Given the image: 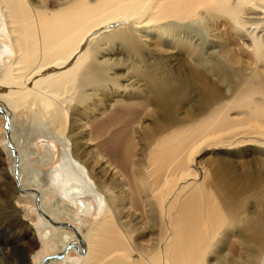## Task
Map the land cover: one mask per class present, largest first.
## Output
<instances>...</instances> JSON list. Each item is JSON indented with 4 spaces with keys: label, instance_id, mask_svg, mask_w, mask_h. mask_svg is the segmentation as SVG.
<instances>
[{
    "label": "bare ground",
    "instance_id": "bare-ground-1",
    "mask_svg": "<svg viewBox=\"0 0 264 264\" xmlns=\"http://www.w3.org/2000/svg\"><path fill=\"white\" fill-rule=\"evenodd\" d=\"M196 20L213 21L216 29L224 25L257 67L236 74L226 90L202 76L210 108L185 125L160 123L147 138L144 159L133 134L150 99L91 102L88 90L115 83L116 69L129 60L117 59L108 45L127 42L138 55L144 47L139 37L156 35L157 42L175 48L168 31ZM182 38L181 50L198 53L205 68L203 46L197 50L199 44ZM1 47L0 119L7 117L12 165L6 172L14 181L3 203L7 219L17 203H29L21 222L38 217L45 243L60 235L40 264H73L70 252L80 255L74 264H261L264 242L260 250L250 245L243 233L248 229L232 217L249 209L236 200L251 187L257 164L248 159L243 175L236 168L221 170V153L264 149V0H0ZM210 70L218 79L227 76ZM91 103L96 105L82 125L69 121L70 112ZM38 139L54 149L47 144L40 152L33 145ZM208 149L219 156L211 174L197 160ZM56 150L62 159L51 168ZM31 228L23 231L35 242L38 230ZM262 231L259 241L264 226Z\"/></svg>",
    "mask_w": 264,
    "mask_h": 264
},
{
    "label": "rangeland",
    "instance_id": "rangeland-1",
    "mask_svg": "<svg viewBox=\"0 0 264 264\" xmlns=\"http://www.w3.org/2000/svg\"><path fill=\"white\" fill-rule=\"evenodd\" d=\"M205 21H207L206 17ZM185 25L186 24L176 26L168 31L170 38L171 35L172 38L174 36L173 41L175 44L178 43L175 48L172 45H163L157 42L156 35H147L144 38L141 36L139 37V41L144 42V47L138 55L130 52L133 50L130 43L120 42L115 45H108L107 51L110 54L113 55L114 53L117 59L119 57L123 58L124 55V57L129 60L126 62L124 61L125 66L116 69L115 73H117L119 78L114 79L115 83L98 84L96 87H92V90H88V92H91L89 99H93V101L90 100L91 102L96 101V99L98 101L99 99H103V102L106 103L107 99H115L116 97L122 99H150L149 106L143 111L141 117L142 123L139 121L136 128L138 131L133 134L138 142L137 151L139 156H142L144 159L146 156L144 150L148 148L146 142L147 138L150 133L156 130V127L160 123H169L171 120L174 126L185 125L203 116L205 111L210 108V101H206L207 89L203 83L202 76L207 77L218 86H221L223 90H226L227 85L230 86L236 81V74L242 75L244 71H250V67H257L253 59L240 50L237 39H234L233 36L228 34L226 29H223L224 25L216 29L213 21L204 22L201 20L192 22L190 27H186ZM185 34L189 36L191 45L194 46L196 43L199 44L197 50H200V46H203L200 51L202 52L200 56H204L205 54L203 58L204 62H207L204 63L206 64L205 68H203V64H200L201 57L199 58L198 53L192 52V55H189L186 50H181V44L186 43V39L182 38ZM230 39L232 41H230ZM207 42L211 44L208 45ZM2 50L3 47L0 48V51ZM117 51L119 53L118 55L116 54ZM1 60L2 59H0V61ZM210 65L213 69L217 70V72L221 73L226 71L227 76H224V78L222 77L223 81L214 76L210 70ZM259 66V72L261 71V74L264 75V65L260 64ZM143 73L146 75L155 74L160 80L150 81L149 79H141L140 74ZM183 78L186 80H182ZM94 88H97V90ZM95 105H92V103L88 104L89 107H81L79 112L73 114L69 111V114H71L69 115V121L71 120L70 118H74L76 121L79 120L82 125L84 122L83 116ZM19 112L26 117V126L29 127L31 124L30 119H28L29 111L23 109V111L20 110ZM1 121L0 119V122ZM5 123L6 119L0 123V264H40L41 260L51 255L55 246L59 245L60 235H55L53 242L47 244L43 239L41 233L42 226L38 222V217L34 219V222L28 218H25L27 220H25L24 223L21 222L24 220L21 217L22 209L28 211L27 206L29 203L22 206L17 203L15 205L17 211H13L11 219H7L5 214V210L7 209L6 205L3 203L7 202V198L4 199V192L7 188H12V185L10 186L9 184L14 183V181L11 177L8 178L6 172V168L11 167L12 160H10L7 155L10 146L7 137L8 128L5 127ZM20 127L22 128L25 126L21 125ZM78 129L75 128L73 132H77ZM82 129L84 130L83 127ZM82 129L78 131H82ZM69 130L71 131V127ZM35 144H39L37 147H39L40 152L45 151L44 149L47 148L45 145L47 144L50 148L54 149L52 143H43L39 139L37 142L33 143L34 146H36ZM55 152L57 154L56 163L51 168H56L62 159V150L59 152L56 150ZM221 157H225L223 161L224 164L222 163L224 167L221 170L229 169V171H232L236 168V171L241 175L244 173L245 162L248 163V159H252L253 163L257 164L256 175L252 178L251 187L249 189L243 187L245 190L243 197L236 200L239 205L247 206L249 209L238 210L232 217L238 218L239 222L248 229L243 232L244 240L250 245H256L260 250V246H262V242H264L263 240L259 241V239L263 238L261 234H263L262 229L264 226V149L261 147L256 148V151L248 155V153H244V148L238 147L226 153H221ZM197 160H199L201 165L205 166L211 174L214 169L213 167L219 163V156L216 152L208 149L199 154ZM52 178L53 176L50 177V179ZM231 178L235 179L237 175L235 177L233 173L231 174ZM49 200L48 203L52 202L53 197ZM14 218L18 220V224L8 231H4L3 228L9 225V222L12 223V219ZM89 218L90 217H87L86 220L89 221L91 219ZM28 222L32 224H28ZM233 222L234 220H229V223ZM32 226L34 229L38 230L35 242L25 237V231ZM23 228L25 231H23ZM82 228V234H86L88 230L87 224H83ZM126 229L129 230V232L132 231L130 227L126 226ZM79 256L80 255L76 254V252L67 254V257L72 260V262L80 261V258H77ZM243 256L245 260L250 259L248 253H244ZM262 256L259 261H262L264 264V254Z\"/></svg>",
    "mask_w": 264,
    "mask_h": 264
},
{
    "label": "water",
    "instance_id": "water-1",
    "mask_svg": "<svg viewBox=\"0 0 264 264\" xmlns=\"http://www.w3.org/2000/svg\"><path fill=\"white\" fill-rule=\"evenodd\" d=\"M6 123H7V117H6Z\"/></svg>",
    "mask_w": 264,
    "mask_h": 264
}]
</instances>
